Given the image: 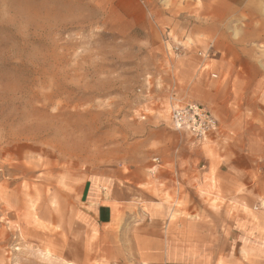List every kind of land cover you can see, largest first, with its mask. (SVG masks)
<instances>
[{
	"label": "rangeland",
	"instance_id": "obj_1",
	"mask_svg": "<svg viewBox=\"0 0 264 264\" xmlns=\"http://www.w3.org/2000/svg\"><path fill=\"white\" fill-rule=\"evenodd\" d=\"M201 1L153 0L152 42L92 0H0V264L101 257L78 217L83 184L138 164H246L245 209L264 211V0L228 11L225 26ZM189 103L209 110L213 132L173 126L172 110ZM184 220L189 231L194 218Z\"/></svg>",
	"mask_w": 264,
	"mask_h": 264
},
{
	"label": "crops",
	"instance_id": "obj_2",
	"mask_svg": "<svg viewBox=\"0 0 264 264\" xmlns=\"http://www.w3.org/2000/svg\"><path fill=\"white\" fill-rule=\"evenodd\" d=\"M92 1L109 10L117 25L145 32L152 42L160 41V12L151 8L153 0ZM256 1L204 0L208 10L205 16L211 25L225 26L230 18L228 11L255 8ZM219 35L210 37L217 40ZM241 102L250 105V101ZM254 102L252 108L258 111L260 101ZM227 103L210 101V105L224 109ZM255 116L260 120L264 117L259 112ZM223 123L229 131L228 119ZM232 147L223 149L227 156L234 152ZM245 166L232 161L200 166L194 162H165L159 167L145 163L129 168L131 175L119 172L85 182L78 217L82 231L89 237L96 235L90 246L102 251V256L88 254L82 264H264V211H257L251 219L245 209L250 196L239 193L250 186ZM158 169L161 173L156 174ZM234 201L242 203L235 212L229 205ZM189 215L194 222L192 230L186 231L184 218ZM189 233L194 234L192 241L185 236ZM207 235H215L217 240L209 242Z\"/></svg>",
	"mask_w": 264,
	"mask_h": 264
},
{
	"label": "built area",
	"instance_id": "obj_3",
	"mask_svg": "<svg viewBox=\"0 0 264 264\" xmlns=\"http://www.w3.org/2000/svg\"><path fill=\"white\" fill-rule=\"evenodd\" d=\"M173 126L180 131H188L196 137H205L216 129L214 117L204 106L189 103L176 107L171 112Z\"/></svg>",
	"mask_w": 264,
	"mask_h": 264
}]
</instances>
